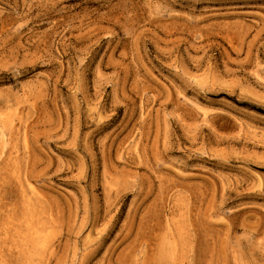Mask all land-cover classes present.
I'll return each mask as SVG.
<instances>
[{
    "label": "rangeland",
    "instance_id": "rangeland-1",
    "mask_svg": "<svg viewBox=\"0 0 264 264\" xmlns=\"http://www.w3.org/2000/svg\"><path fill=\"white\" fill-rule=\"evenodd\" d=\"M264 264V0H0V264Z\"/></svg>",
    "mask_w": 264,
    "mask_h": 264
},
{
    "label": "bare ground",
    "instance_id": "bare-ground-1",
    "mask_svg": "<svg viewBox=\"0 0 264 264\" xmlns=\"http://www.w3.org/2000/svg\"><path fill=\"white\" fill-rule=\"evenodd\" d=\"M2 250H1V256H2V264H6L7 263V257L8 254H7V248H6V240H7V231L6 229L3 230V236H2ZM1 263V262H0Z\"/></svg>",
    "mask_w": 264,
    "mask_h": 264
}]
</instances>
